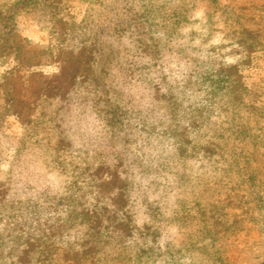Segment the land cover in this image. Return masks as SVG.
Instances as JSON below:
<instances>
[{
    "label": "rangeland",
    "instance_id": "rangeland-1",
    "mask_svg": "<svg viewBox=\"0 0 264 264\" xmlns=\"http://www.w3.org/2000/svg\"><path fill=\"white\" fill-rule=\"evenodd\" d=\"M0 264H264V0H0Z\"/></svg>",
    "mask_w": 264,
    "mask_h": 264
}]
</instances>
